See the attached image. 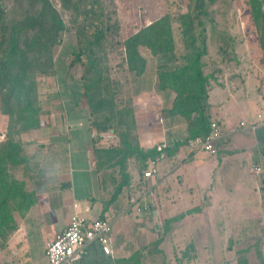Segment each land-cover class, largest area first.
<instances>
[{"label":"crops","instance_id":"obj_1","mask_svg":"<svg viewBox=\"0 0 264 264\" xmlns=\"http://www.w3.org/2000/svg\"><path fill=\"white\" fill-rule=\"evenodd\" d=\"M145 61L144 72L133 74L129 85L132 131L89 125V117L97 118L95 113L80 110L72 94L66 121L20 135L25 163L17 167L22 175H13L23 185V196L8 207L11 233L3 264H46V244L74 215L107 219L113 228L111 253L105 254L97 242L90 243L79 264H125L133 251L135 228L131 230L130 220L151 205L162 210L164 205L182 207L165 223L173 225L182 216L181 221H190L193 230L204 222L199 216L206 209V222L216 237L227 242L237 231L242 239L250 226L262 231L260 245H264V174L253 171L264 163V98L241 106L227 100L224 90L211 88L207 105L221 134L215 154L198 151L186 143L190 132L184 118L169 114L174 94L159 89L157 67ZM260 92L264 97V87ZM221 99L224 104L216 105ZM123 133L133 138L127 148L120 144ZM135 149L145 155L154 149L159 154L145 156L142 163ZM152 169L155 173L144 178L143 173ZM157 213L163 212L158 208ZM234 237L238 238L235 233Z\"/></svg>","mask_w":264,"mask_h":264},{"label":"rangeland","instance_id":"obj_2","mask_svg":"<svg viewBox=\"0 0 264 264\" xmlns=\"http://www.w3.org/2000/svg\"><path fill=\"white\" fill-rule=\"evenodd\" d=\"M49 1L62 19L65 30L61 33L60 42L53 46L50 58H47L50 62L41 63L32 70L34 106L41 112L39 126H54L66 121L64 116L67 114L68 96L74 94L79 100L80 110L95 113L97 117H89V125L105 129L118 128L111 115L129 105V85L134 76L125 64L123 41L164 14L172 18L174 41L168 68L172 70L185 65L183 58L190 49L176 20L178 15L192 10L190 0ZM203 1L206 53L201 61L203 72L209 77L208 91L211 88L224 90L227 100L241 102V106L249 104L248 101L254 103L259 98L263 99L260 91L264 87V51L260 48L261 35L257 30L262 24L258 25L253 20L249 0ZM0 4L6 19L20 18L27 6V2L22 5L19 0H0ZM107 17L112 26L106 31L104 24ZM199 30L200 27L195 26L193 35ZM140 51L148 63H154L158 69L162 63L159 57H152L149 50ZM215 102L219 106L224 104L223 99ZM207 113L209 121L213 119L211 122L216 123V117L212 118L208 107ZM17 116L9 93L1 91L0 145L10 139L20 141V135L24 132L19 130ZM20 169L11 172L22 175ZM143 170L139 166V172ZM158 208L163 212L160 216ZM158 208L151 205L147 211L136 214L135 221L130 220L131 230L135 228L131 231V263L237 264L239 260H244L245 264H264V245H260L263 243L260 237L262 231L249 226L248 230L242 232V239L235 231L238 238L233 233V238L230 237L226 242L216 237L211 225L206 222V209L199 216L204 222L198 225V230H193L190 221H181L182 216L180 220L176 218L173 225L165 223L168 216L176 215L179 210H183L182 207L176 209L164 205L163 210L162 207ZM6 228L3 234L0 233V264L8 260L6 253L9 251L5 241L11 232Z\"/></svg>","mask_w":264,"mask_h":264},{"label":"trees","instance_id":"obj_3","mask_svg":"<svg viewBox=\"0 0 264 264\" xmlns=\"http://www.w3.org/2000/svg\"><path fill=\"white\" fill-rule=\"evenodd\" d=\"M19 1L22 5L27 2V6L18 19H6L0 4V92L9 93L17 109L19 130L28 132L39 126L38 117L41 114L34 106L33 67L50 62L47 58H50L53 46L60 42L65 25L49 0ZM190 2L193 5L192 10L178 15L176 20L190 49L183 58L185 61L183 67L172 70L168 68L174 50L172 18L168 14L154 19L128 36L123 41V49L128 70L137 76L144 72L146 64L141 49L149 50L152 57H159L162 63L156 70L158 87L162 91H170L174 94L169 114L184 118L190 132V140H193L196 137L205 138L209 134L210 123L206 102L209 77L204 74L201 61L206 53L202 22L205 16L204 1L190 0ZM98 4L102 5L100 2ZM248 4L255 23L262 24L257 30L261 35L260 48L264 51V0H249ZM109 21L110 18L107 17L104 24L106 31L112 26ZM195 26L200 27V30L193 35ZM112 117L117 126H124L128 131H132L135 127L132 110L127 105L115 111ZM120 137L122 146L125 144V148L131 146H127L128 140L133 139L131 136L123 133ZM135 150L140 162L145 156L154 158L159 154L154 149L146 155L138 149ZM24 163L25 156L20 141L10 139L0 145V233L2 234L6 227L10 229L7 220L9 203H16L23 196V185L15 179L11 170ZM125 184L127 183H123ZM126 262L125 264H139L138 261L131 263L130 259ZM237 264H245V261L239 260Z\"/></svg>","mask_w":264,"mask_h":264},{"label":"built area","instance_id":"obj_4","mask_svg":"<svg viewBox=\"0 0 264 264\" xmlns=\"http://www.w3.org/2000/svg\"><path fill=\"white\" fill-rule=\"evenodd\" d=\"M253 128V127H252ZM220 130L215 122L210 123L209 134L205 138L196 137L187 140L189 148L199 149L208 154H215V144L220 138ZM158 150L161 147L157 148ZM256 175L264 174V163L255 166ZM155 170L144 172V178H149ZM134 202V199L130 200ZM112 224L107 219H88L74 215L66 228L56 234L54 239L46 244V264H79L84 248L90 243L97 242L105 254H110V237Z\"/></svg>","mask_w":264,"mask_h":264}]
</instances>
